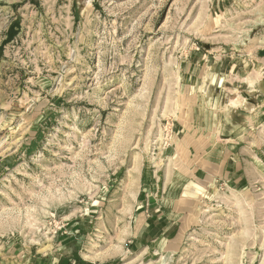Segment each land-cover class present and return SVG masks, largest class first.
Returning a JSON list of instances; mask_svg holds the SVG:
<instances>
[{"label":"rangeland","instance_id":"obj_1","mask_svg":"<svg viewBox=\"0 0 264 264\" xmlns=\"http://www.w3.org/2000/svg\"><path fill=\"white\" fill-rule=\"evenodd\" d=\"M261 41L264 0H0V264H264Z\"/></svg>","mask_w":264,"mask_h":264},{"label":"bare ground","instance_id":"obj_2","mask_svg":"<svg viewBox=\"0 0 264 264\" xmlns=\"http://www.w3.org/2000/svg\"><path fill=\"white\" fill-rule=\"evenodd\" d=\"M261 43H262V45L264 44V42H262V41H261ZM247 95H249V94H247ZM233 99H234V98H233ZM233 99H232V100H233ZM236 100H238V99H236ZM234 102H235V101H234ZM233 105H234V104H233Z\"/></svg>","mask_w":264,"mask_h":264}]
</instances>
